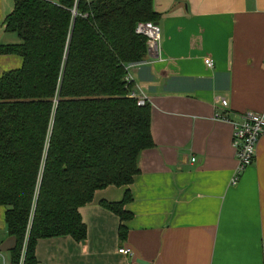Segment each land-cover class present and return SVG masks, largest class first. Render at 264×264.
Returning <instances> with one entry per match:
<instances>
[{
	"label": "crops",
	"instance_id": "1",
	"mask_svg": "<svg viewBox=\"0 0 264 264\" xmlns=\"http://www.w3.org/2000/svg\"><path fill=\"white\" fill-rule=\"evenodd\" d=\"M13 5L0 0L2 45L19 43L4 31ZM152 6L162 61L146 56L130 72V91L150 104L154 145L139 154L130 185L98 190L79 209L86 240H38L37 264H264V135L253 163L231 184V122L264 111V0H152ZM21 65L17 55H0V76ZM127 191L131 218L120 241L119 218L100 202H119ZM4 212L0 206V245L8 238Z\"/></svg>",
	"mask_w": 264,
	"mask_h": 264
},
{
	"label": "trees",
	"instance_id": "2",
	"mask_svg": "<svg viewBox=\"0 0 264 264\" xmlns=\"http://www.w3.org/2000/svg\"><path fill=\"white\" fill-rule=\"evenodd\" d=\"M4 31L17 44L0 55L21 57L0 76V206L10 263L37 264L38 240H86L79 209L94 193L125 187L139 154L153 147L150 104L129 97L125 66L146 58L140 22H157L152 0H13ZM131 196L100 202L120 224Z\"/></svg>",
	"mask_w": 264,
	"mask_h": 264
},
{
	"label": "built area",
	"instance_id": "3",
	"mask_svg": "<svg viewBox=\"0 0 264 264\" xmlns=\"http://www.w3.org/2000/svg\"><path fill=\"white\" fill-rule=\"evenodd\" d=\"M135 33L145 37L146 39V56L154 61H162L160 57V30L157 24L153 22H140L135 27ZM204 64L208 68H212L214 63L210 57L204 59ZM142 65V62L132 63L125 66V83L131 86L132 79L130 72ZM129 97L137 100L138 105H143L146 100L137 98L135 94L129 91ZM220 120H228L225 115L216 116ZM237 120L232 121V147L235 151L236 167L231 179V184L235 185L241 173L250 166L256 155V148L260 137L264 135V111L261 113L244 112L236 116ZM24 246L20 256L19 264H22ZM119 253L130 255L131 251L127 248H121ZM0 264H6L3 252H0Z\"/></svg>",
	"mask_w": 264,
	"mask_h": 264
},
{
	"label": "water",
	"instance_id": "4",
	"mask_svg": "<svg viewBox=\"0 0 264 264\" xmlns=\"http://www.w3.org/2000/svg\"><path fill=\"white\" fill-rule=\"evenodd\" d=\"M156 24V23H155ZM16 240L14 237H8L1 245L0 252H10L14 249Z\"/></svg>",
	"mask_w": 264,
	"mask_h": 264
},
{
	"label": "rangeland",
	"instance_id": "5",
	"mask_svg": "<svg viewBox=\"0 0 264 264\" xmlns=\"http://www.w3.org/2000/svg\"><path fill=\"white\" fill-rule=\"evenodd\" d=\"M3 255H4L5 259H6V264H11L10 263V253L9 252H3Z\"/></svg>",
	"mask_w": 264,
	"mask_h": 264
}]
</instances>
